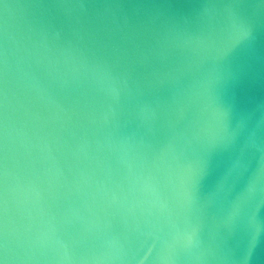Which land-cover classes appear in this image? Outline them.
Instances as JSON below:
<instances>
[{
  "label": "water",
  "instance_id": "95a60500",
  "mask_svg": "<svg viewBox=\"0 0 264 264\" xmlns=\"http://www.w3.org/2000/svg\"><path fill=\"white\" fill-rule=\"evenodd\" d=\"M0 105L10 264H264V0H0Z\"/></svg>",
  "mask_w": 264,
  "mask_h": 264
},
{
  "label": "clouds",
  "instance_id": "9594fccd",
  "mask_svg": "<svg viewBox=\"0 0 264 264\" xmlns=\"http://www.w3.org/2000/svg\"><path fill=\"white\" fill-rule=\"evenodd\" d=\"M229 15L231 20V38H232V47H235L236 45L243 44L245 42H250L252 40V29L246 23L243 19H241L236 12L231 11V6H229ZM246 37V38H245ZM226 54V53H225ZM222 118L224 119V130L228 134L226 142L224 144L225 147H228L230 145H234L236 143V133L235 132H228V126H227V117L228 113L223 112ZM242 123L238 125V127L242 126ZM249 148H257L259 151H261V161H260V168L258 169V172H264V148H260L259 145L256 144L255 140L252 138H249L244 142L243 145L240 146V157H238L234 165L231 169V174L238 175L241 174L243 171L247 170V164L243 160V155L245 151ZM260 193H264V187L259 186L256 176L254 175L253 178L249 179L246 187L243 189L242 192H240L235 199L232 202V211L229 214V223H235L237 219H239L245 212V209L247 205L256 198V196ZM249 223L253 225H259V222L256 220L254 215L249 216ZM188 245L191 246L193 243L192 240H187ZM175 257L172 255H165L163 257V261L165 264H175Z\"/></svg>",
  "mask_w": 264,
  "mask_h": 264
},
{
  "label": "snow or ice",
  "instance_id": "6c2138e0",
  "mask_svg": "<svg viewBox=\"0 0 264 264\" xmlns=\"http://www.w3.org/2000/svg\"><path fill=\"white\" fill-rule=\"evenodd\" d=\"M192 239L193 237L191 235L187 236V240H192ZM60 243H61V247H65L62 242ZM163 257L164 256L162 255L160 258L163 259ZM10 261H11V257L9 255V249L7 243L5 242L3 244H0V264H10Z\"/></svg>",
  "mask_w": 264,
  "mask_h": 264
}]
</instances>
